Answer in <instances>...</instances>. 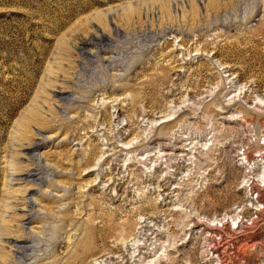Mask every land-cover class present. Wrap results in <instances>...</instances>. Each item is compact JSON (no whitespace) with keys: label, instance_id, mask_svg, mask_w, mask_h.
<instances>
[{"label":"rangeland","instance_id":"obj_1","mask_svg":"<svg viewBox=\"0 0 264 264\" xmlns=\"http://www.w3.org/2000/svg\"><path fill=\"white\" fill-rule=\"evenodd\" d=\"M256 95L264 0H0V264H264Z\"/></svg>","mask_w":264,"mask_h":264},{"label":"bare ground","instance_id":"obj_2","mask_svg":"<svg viewBox=\"0 0 264 264\" xmlns=\"http://www.w3.org/2000/svg\"><path fill=\"white\" fill-rule=\"evenodd\" d=\"M85 42H82V44H84ZM256 99H254V101H255V105H258L259 107H264V97L263 96H261V95H256V97H255ZM254 109V108H253ZM234 114L235 113H231L229 116H228V119H232V117L234 116ZM237 114V113H236ZM31 120H33V121H37L38 119H37V117H36V113L34 114V115H32V117H31ZM31 147H30V150L31 151H33V149H34V147H36V145L34 144H32V145H30ZM244 155V154H243ZM31 156L32 157H34L35 156V154H31ZM261 156L260 155H258V156H256L254 159H253V161H255V162H253L252 164H253V166L254 167H256L257 169H260V167L262 168V169H264V165H261L260 164V162H258L257 161V159L258 158H260ZM260 159H262V158H260ZM240 160H243V161H241L240 163L241 164H243L244 162L245 163H249L250 161H248L247 159H246V156H243L242 157V159H240ZM262 164H264V161H262L261 162ZM260 164V165H259ZM34 170L35 169H32V170H29L30 172H27L26 174H25V176L23 177V178H32L33 176H35V174H34ZM257 176H258V178L260 179L259 181H263L264 179V173H258L257 174ZM31 180H34V179H31ZM249 180L246 178V180L244 181V183L245 184H247V182H248ZM249 186V185H248ZM247 186V187H248ZM254 203L255 204H257V203H263L262 202V200L261 199H257V201H254ZM252 205V204H251ZM253 206V205H252ZM257 206V205H256ZM258 206H259V204H258ZM259 207H261V206H259ZM235 212V211H234ZM235 214V213H234ZM231 214V215H223V218H222V220L223 219H227V217L229 216V218H231V221L233 222V223H235V219H236V217H237V215L238 214ZM221 221V220H220ZM223 225V224H222ZM237 228V227H236ZM205 231L204 232H206V236H207V240L209 241L208 242V245H210L209 246V248L205 251V254H206V260H208V264H210V260L211 261H213V264H219L218 262H221L222 261V257L220 256L221 254V252L219 253L218 252V250L220 251V249H219V247H215V245L213 244L214 242H218V240H219V238L221 237V236H219L220 234L216 231L217 230V228H214V227H206V228H203ZM234 229V228H233ZM97 237V236H96ZM219 237V238H218ZM220 241V240H219ZM231 241V240H230ZM223 243V242H222ZM216 244V243H215ZM218 245V244H217ZM220 245H222L221 244V242H220ZM219 246V245H218Z\"/></svg>","mask_w":264,"mask_h":264}]
</instances>
